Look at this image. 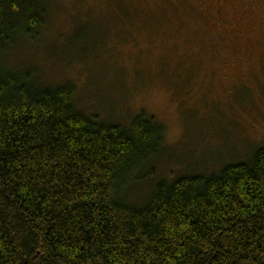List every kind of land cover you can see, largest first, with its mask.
Returning <instances> with one entry per match:
<instances>
[{
    "label": "trees",
    "instance_id": "trees-1",
    "mask_svg": "<svg viewBox=\"0 0 264 264\" xmlns=\"http://www.w3.org/2000/svg\"><path fill=\"white\" fill-rule=\"evenodd\" d=\"M49 3L0 0V264H264V146L148 187L167 146L153 117L101 122L74 86L8 65Z\"/></svg>",
    "mask_w": 264,
    "mask_h": 264
},
{
    "label": "rangeland",
    "instance_id": "rangeland-1",
    "mask_svg": "<svg viewBox=\"0 0 264 264\" xmlns=\"http://www.w3.org/2000/svg\"><path fill=\"white\" fill-rule=\"evenodd\" d=\"M48 10L8 65L74 86L75 106L101 122L153 117L167 146L148 187L183 170L211 175L264 146V0H50Z\"/></svg>",
    "mask_w": 264,
    "mask_h": 264
}]
</instances>
